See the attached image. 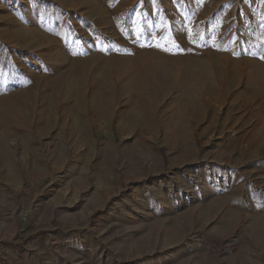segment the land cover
<instances>
[{
    "label": "rangeland",
    "instance_id": "rangeland-1",
    "mask_svg": "<svg viewBox=\"0 0 264 264\" xmlns=\"http://www.w3.org/2000/svg\"><path fill=\"white\" fill-rule=\"evenodd\" d=\"M223 0H0V264H264V64Z\"/></svg>",
    "mask_w": 264,
    "mask_h": 264
},
{
    "label": "crops",
    "instance_id": "crops-1",
    "mask_svg": "<svg viewBox=\"0 0 264 264\" xmlns=\"http://www.w3.org/2000/svg\"><path fill=\"white\" fill-rule=\"evenodd\" d=\"M228 11L218 13L216 21L238 28L236 35L227 37L233 47L235 40L242 41L244 54L251 65L264 64V0H223Z\"/></svg>",
    "mask_w": 264,
    "mask_h": 264
}]
</instances>
